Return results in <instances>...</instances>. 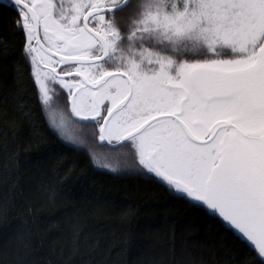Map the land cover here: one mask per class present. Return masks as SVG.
I'll list each match as a JSON object with an SVG mask.
<instances>
[{
    "label": "snow or ice",
    "instance_id": "obj_1",
    "mask_svg": "<svg viewBox=\"0 0 264 264\" xmlns=\"http://www.w3.org/2000/svg\"><path fill=\"white\" fill-rule=\"evenodd\" d=\"M0 10L17 14L29 92L65 147L98 138L127 149L142 175L226 226L240 249L232 264H264V0H0Z\"/></svg>",
    "mask_w": 264,
    "mask_h": 264
},
{
    "label": "trees",
    "instance_id": "obj_2",
    "mask_svg": "<svg viewBox=\"0 0 264 264\" xmlns=\"http://www.w3.org/2000/svg\"><path fill=\"white\" fill-rule=\"evenodd\" d=\"M17 19L0 16V264H232L226 226L142 175L127 149L64 146L29 92Z\"/></svg>",
    "mask_w": 264,
    "mask_h": 264
},
{
    "label": "water",
    "instance_id": "obj_3",
    "mask_svg": "<svg viewBox=\"0 0 264 264\" xmlns=\"http://www.w3.org/2000/svg\"><path fill=\"white\" fill-rule=\"evenodd\" d=\"M98 142H99V140H98ZM99 144H101V143L99 142ZM104 145H106L108 148H112V146L108 145L107 143H104Z\"/></svg>",
    "mask_w": 264,
    "mask_h": 264
},
{
    "label": "flooded vegetation",
    "instance_id": "obj_4",
    "mask_svg": "<svg viewBox=\"0 0 264 264\" xmlns=\"http://www.w3.org/2000/svg\"><path fill=\"white\" fill-rule=\"evenodd\" d=\"M41 39H42V32H41ZM69 115H70V113H69Z\"/></svg>",
    "mask_w": 264,
    "mask_h": 264
}]
</instances>
